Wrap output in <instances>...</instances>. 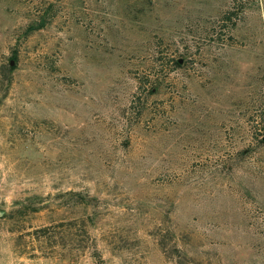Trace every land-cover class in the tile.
Listing matches in <instances>:
<instances>
[{"label": "rangeland", "instance_id": "rangeland-1", "mask_svg": "<svg viewBox=\"0 0 264 264\" xmlns=\"http://www.w3.org/2000/svg\"><path fill=\"white\" fill-rule=\"evenodd\" d=\"M261 5L0 0V264H264Z\"/></svg>", "mask_w": 264, "mask_h": 264}, {"label": "trees", "instance_id": "trees-1", "mask_svg": "<svg viewBox=\"0 0 264 264\" xmlns=\"http://www.w3.org/2000/svg\"><path fill=\"white\" fill-rule=\"evenodd\" d=\"M237 15V7L232 6L230 8V10H227L223 15H222V22L223 24L226 22H232V18L235 17ZM233 23V22H232ZM175 64L177 66H179L178 61H175ZM10 66V64H9ZM262 143V140L260 141ZM242 155H244V153L242 152Z\"/></svg>", "mask_w": 264, "mask_h": 264}, {"label": "built area", "instance_id": "built-area-1", "mask_svg": "<svg viewBox=\"0 0 264 264\" xmlns=\"http://www.w3.org/2000/svg\"><path fill=\"white\" fill-rule=\"evenodd\" d=\"M261 15H262V18H264V7H263V5H261Z\"/></svg>", "mask_w": 264, "mask_h": 264}, {"label": "water", "instance_id": "water-1", "mask_svg": "<svg viewBox=\"0 0 264 264\" xmlns=\"http://www.w3.org/2000/svg\"><path fill=\"white\" fill-rule=\"evenodd\" d=\"M182 61L181 60H179V63H181ZM10 64H12V63H10ZM264 140V139H263ZM4 213L2 212V211H0V217L3 215Z\"/></svg>", "mask_w": 264, "mask_h": 264}]
</instances>
